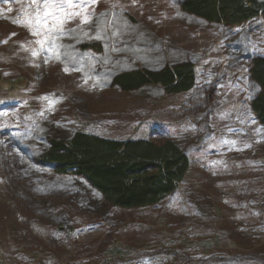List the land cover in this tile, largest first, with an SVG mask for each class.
<instances>
[{
  "label": "rangeland",
  "instance_id": "374dc122",
  "mask_svg": "<svg viewBox=\"0 0 264 264\" xmlns=\"http://www.w3.org/2000/svg\"><path fill=\"white\" fill-rule=\"evenodd\" d=\"M183 1L0 0V264H264V18L209 24ZM180 64L189 92L114 86ZM78 132L172 141L191 168L159 205L115 208L42 162Z\"/></svg>",
  "mask_w": 264,
  "mask_h": 264
},
{
  "label": "trees",
  "instance_id": "16d2710c",
  "mask_svg": "<svg viewBox=\"0 0 264 264\" xmlns=\"http://www.w3.org/2000/svg\"><path fill=\"white\" fill-rule=\"evenodd\" d=\"M182 11L209 24L234 28L264 18V0H184ZM249 77L259 87L250 110L264 129V56L252 59ZM194 81L193 68L180 64L156 73L125 72L115 78L114 86L130 93L152 84L177 95L189 92ZM42 162L54 165L58 175L83 177L107 204L124 210L159 205L178 191L191 168L186 154L172 141L161 145L145 139L117 141L85 132L69 141H52Z\"/></svg>",
  "mask_w": 264,
  "mask_h": 264
},
{
  "label": "snow or ice",
  "instance_id": "6c2138e0",
  "mask_svg": "<svg viewBox=\"0 0 264 264\" xmlns=\"http://www.w3.org/2000/svg\"><path fill=\"white\" fill-rule=\"evenodd\" d=\"M45 2H47V0H45ZM46 15H47V13H46Z\"/></svg>",
  "mask_w": 264,
  "mask_h": 264
}]
</instances>
